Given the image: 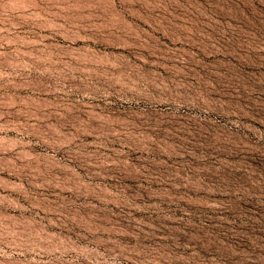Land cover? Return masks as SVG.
I'll list each match as a JSON object with an SVG mask.
<instances>
[{"label":"rangeland","instance_id":"obj_1","mask_svg":"<svg viewBox=\"0 0 264 264\" xmlns=\"http://www.w3.org/2000/svg\"><path fill=\"white\" fill-rule=\"evenodd\" d=\"M0 136V264H264V0H0Z\"/></svg>","mask_w":264,"mask_h":264},{"label":"bare ground","instance_id":"obj_2","mask_svg":"<svg viewBox=\"0 0 264 264\" xmlns=\"http://www.w3.org/2000/svg\"><path fill=\"white\" fill-rule=\"evenodd\" d=\"M88 49V48H87ZM92 50H95V49H93L92 48ZM90 51V50H89ZM97 51V50H96ZM94 53V52H93ZM86 54V53H85ZM94 63V62H93ZM149 99V98H148ZM159 99V98H158ZM158 99H154L153 101H151V103L152 104H154V105H156L157 107H163L164 108V106H166V105H168L169 104V102H168V100H169V98H167V100L165 101V100H158ZM163 99V98H162ZM39 100V99H38ZM45 102V101H44ZM149 102V101H148ZM27 103V102H26ZM177 103V102H176ZM185 106H186V104H185ZM149 109V108H148ZM154 110V109H153ZM157 110V109H156ZM169 110V109H168ZM145 111H147V110H145ZM174 111V110H173ZM169 112V111H168ZM172 112V111H171ZM136 113H137V111H136ZM139 113H141V112H139ZM159 113V112H158ZM162 113V112H161ZM162 114H164V113H162ZM139 115V114H138ZM146 115V114H145ZM158 115V114H157ZM156 115V116H157ZM169 115H170V113H169ZM152 116V115H151ZM142 117V116H141ZM139 118V117H138ZM143 119V118H142ZM148 120V119H147ZM152 120H154V119H152ZM157 121H158V119H157ZM129 122V121H128ZM131 122V121H130ZM148 122V121H147ZM159 122V121H158ZM162 122H165V120L164 121H162ZM137 123V122H136ZM155 123V122H154ZM159 125V124H158ZM129 126V125H128ZM2 127H3V125H2ZM5 127V126H4ZM19 128V127H18ZM3 130H5L4 128H2ZM1 129V130H2ZM17 129V128H16ZM223 129H224V127H223ZM10 130H11V128H10ZM18 130V129H17ZM21 130H23V129H21ZM155 130V129H154ZM167 130V129H166ZM16 131V130H15ZM226 131V130H225ZM5 132V131H4ZM9 132V131H8ZM28 132V131H27ZM3 133V132H2ZM26 133V132H25ZM24 132H23V134H25ZM19 134H22V133H19ZM30 134V133H29ZM147 135V134H146ZM5 136V135H4ZM221 136V135H220ZM1 137V136H0ZM14 137V136H13ZM25 139V138H24ZM22 141V140H21ZM20 141V142H21ZM27 142H29V141H27ZM22 143V142H21ZM26 143V142H25ZM18 144V141H16V140H14L13 138L11 139V138H8L7 136L6 137H3V138H0V145H2L4 148H5V151H6V149H8V150H10V149H14L13 147H15L16 145ZM22 145V144H21ZM31 146V145H30ZM30 146H28V148L30 147ZM10 148V149H9ZM26 148V147H25ZM28 148H27V150H22L23 151V153H27L28 152ZM19 149V148H18ZM31 150V149H30ZM12 151V150H11ZM10 151V152H11ZM21 151H19V153H20ZM9 153V152H8ZM29 154L31 153V152H28ZM44 153V152H43ZM17 154H18V152H17ZM17 154H15V155H17ZM33 154V153H32ZM35 154V153H34ZM39 154V153H38ZM19 155V154H18ZM17 155V156H18ZM28 155V154H27ZM10 156V155H9ZM32 156H34V155H32ZM35 156H36V154H35ZM15 158V157H14ZM18 158H19V156H18ZM22 158V157H21ZM27 158V157H26ZM46 158V157H45ZM12 159H13V157H12ZM11 159V160H12ZM25 159V158H24ZM28 159V158H27ZM33 159V158H32ZM43 159V158H42ZM48 159V158H47ZM8 160H10V159H8ZM14 160V159H13ZM36 161V160H35ZM53 161V160H52ZM9 162V161H8ZM50 162V161H49ZM54 162V161H53ZM34 163V162H33ZM44 163V162H43ZM25 164V163H24ZM17 166V165H16ZM48 168V167H47ZM49 170V169H48Z\"/></svg>","mask_w":264,"mask_h":264}]
</instances>
